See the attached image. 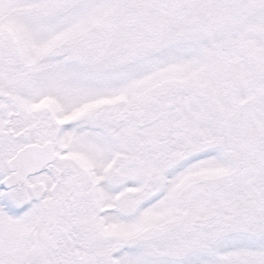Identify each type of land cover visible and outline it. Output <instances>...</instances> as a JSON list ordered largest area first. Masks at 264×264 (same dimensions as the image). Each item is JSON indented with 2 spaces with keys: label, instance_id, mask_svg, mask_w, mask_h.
Instances as JSON below:
<instances>
[{
  "label": "snow or ice",
  "instance_id": "snow-or-ice-1",
  "mask_svg": "<svg viewBox=\"0 0 264 264\" xmlns=\"http://www.w3.org/2000/svg\"><path fill=\"white\" fill-rule=\"evenodd\" d=\"M0 264H264V0H0Z\"/></svg>",
  "mask_w": 264,
  "mask_h": 264
}]
</instances>
